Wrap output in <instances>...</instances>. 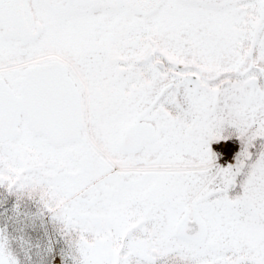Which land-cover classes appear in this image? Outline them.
<instances>
[{
  "label": "snow or ice",
  "instance_id": "obj_1",
  "mask_svg": "<svg viewBox=\"0 0 264 264\" xmlns=\"http://www.w3.org/2000/svg\"><path fill=\"white\" fill-rule=\"evenodd\" d=\"M0 264H264V0H0Z\"/></svg>",
  "mask_w": 264,
  "mask_h": 264
}]
</instances>
